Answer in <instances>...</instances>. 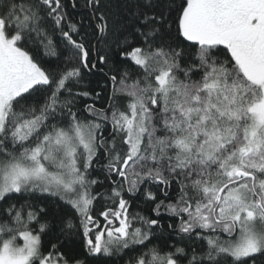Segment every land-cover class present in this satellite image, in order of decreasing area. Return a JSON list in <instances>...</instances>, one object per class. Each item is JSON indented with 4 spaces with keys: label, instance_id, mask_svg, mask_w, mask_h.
<instances>
[{
    "label": "snow or ice",
    "instance_id": "6c2138e0",
    "mask_svg": "<svg viewBox=\"0 0 264 264\" xmlns=\"http://www.w3.org/2000/svg\"><path fill=\"white\" fill-rule=\"evenodd\" d=\"M133 3L115 26L102 0H85L86 42L63 0H0V264H90L126 251L125 264L264 261V0ZM113 45L107 104L96 106V92L77 107L93 97L79 90L83 70L107 65L99 49ZM41 49L72 54L46 68ZM36 192L63 202L58 225L23 200ZM141 192L155 218L130 212L126 197ZM162 210L191 244L152 243ZM75 238L78 253L60 251Z\"/></svg>",
    "mask_w": 264,
    "mask_h": 264
},
{
    "label": "trees",
    "instance_id": "16d2710c",
    "mask_svg": "<svg viewBox=\"0 0 264 264\" xmlns=\"http://www.w3.org/2000/svg\"><path fill=\"white\" fill-rule=\"evenodd\" d=\"M63 4L65 6V11L67 12L68 19L75 23L80 32V36H75L74 38L80 39L83 37L86 42H94L92 41L91 29L90 25L92 21L90 20V16L92 15L91 9H85L84 4L85 0H63ZM102 4L104 5L105 12L109 15V24L119 26L123 20H127L130 18L131 13L134 11V3L133 0H102ZM54 42L59 45V34L53 37ZM99 47V46H98ZM222 49V46H220ZM60 49H63V46L60 45ZM100 54L109 56V63L107 65H102L97 63L96 69H93L91 72L87 70H83V79L80 82V91H90L93 93V97L80 98L77 107L82 108L86 103H93L94 96L96 92H100L101 96L98 100H95L97 107H103L107 104V96L111 91L112 85L107 80L108 76L114 74L112 71L114 63H117L116 60V48L115 45L112 46L111 50H107L103 47H100ZM72 53L69 50H62L60 59L57 60L56 57L44 56L43 49H41L40 57H42L41 62L46 68H55L57 64L63 66L64 57L71 55ZM103 68V72L100 69ZM195 78V77H194ZM81 115L88 116L87 113L81 112ZM91 118V117H88ZM111 131V126H106V131L104 135L107 136L108 132ZM94 176H98L99 179L103 180V174L99 171L93 172ZM104 187H107V184L96 187V191H101ZM158 197V193H157ZM126 198L130 199L131 207L130 212L140 213L146 216H152L154 218L153 212L151 209L155 206L154 204L147 202L144 200L142 193L138 194L136 198H130L127 196ZM23 200H28L31 203H34L38 206L45 207L48 210V218L52 221L53 224H59V217L63 214V202L59 200L58 197H49L46 193L36 192L34 194L28 195L26 194L23 197ZM105 202L101 199L95 203V211L94 215L98 214V212L103 211V204ZM163 211V210H162ZM163 219V217H161ZM78 223V220L76 221ZM167 223L160 224L156 226L157 236H160L161 239L153 240V244H158L160 246L171 245L176 243L180 246L191 244L192 241L188 239L181 240L175 233H172L170 229L167 228V224L169 223V218L166 220ZM33 227H36L33 225ZM58 231V227L56 229ZM51 235H46L43 237L44 242V250L47 251L50 247V239ZM52 242H55L52 240ZM22 243V240L19 241ZM140 249L137 248V251ZM60 251L64 252L65 255H73L80 251L79 248V239L75 238L73 242L65 245L60 249ZM135 253L126 251L125 253H121L119 256H113L111 258L105 257L100 260L90 261V264H125V261L128 260L130 255ZM257 264H264V261L258 260Z\"/></svg>",
    "mask_w": 264,
    "mask_h": 264
},
{
    "label": "flooded vegetation",
    "instance_id": "af4514ba",
    "mask_svg": "<svg viewBox=\"0 0 264 264\" xmlns=\"http://www.w3.org/2000/svg\"><path fill=\"white\" fill-rule=\"evenodd\" d=\"M152 191L155 192L156 194L158 193V200L164 198V197H163V194H162L157 188L153 187V188H152ZM141 193H142V192H141ZM137 195H138V194H137ZM137 195H135L134 197L131 196V195H129V197H130V198H136ZM153 215H154V218H155L156 214L153 213ZM161 217H163V219H161V223H160V224L162 225V224H164V223H167V222H166V220H167V218H168L167 213L161 211Z\"/></svg>",
    "mask_w": 264,
    "mask_h": 264
},
{
    "label": "rangeland",
    "instance_id": "374dc122",
    "mask_svg": "<svg viewBox=\"0 0 264 264\" xmlns=\"http://www.w3.org/2000/svg\"><path fill=\"white\" fill-rule=\"evenodd\" d=\"M23 242V241H22Z\"/></svg>",
    "mask_w": 264,
    "mask_h": 264
}]
</instances>
